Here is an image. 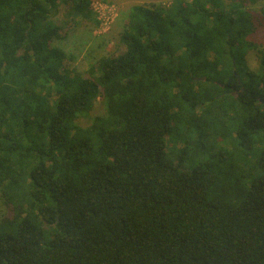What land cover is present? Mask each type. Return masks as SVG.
<instances>
[{
    "label": "trees",
    "instance_id": "obj_1",
    "mask_svg": "<svg viewBox=\"0 0 264 264\" xmlns=\"http://www.w3.org/2000/svg\"><path fill=\"white\" fill-rule=\"evenodd\" d=\"M93 2L0 0V264H264V0L135 4L83 72Z\"/></svg>",
    "mask_w": 264,
    "mask_h": 264
},
{
    "label": "rangeland",
    "instance_id": "obj_2",
    "mask_svg": "<svg viewBox=\"0 0 264 264\" xmlns=\"http://www.w3.org/2000/svg\"><path fill=\"white\" fill-rule=\"evenodd\" d=\"M172 0H94V8L100 15L114 17V20L109 24L108 28H101L100 24L97 26L92 23L81 24L80 30L71 34L66 40L68 51H72L76 55V65L83 72L87 71L89 67L97 62V60L105 55H115L122 50L118 48V36L123 24L125 13L135 4L162 2L170 3ZM102 5L109 7V9H102ZM57 19H62L64 13L63 8L59 9ZM250 11L255 24V31L250 37L254 42L264 46V2H259L256 5L250 6ZM63 24L62 20L58 21ZM64 28V26H63ZM64 35L67 33V27L63 29ZM84 46V48H80ZM124 50V49H123ZM247 60L252 68H257L259 65L256 52L250 51L247 54ZM4 211L0 203V213Z\"/></svg>",
    "mask_w": 264,
    "mask_h": 264
},
{
    "label": "built area",
    "instance_id": "obj_3",
    "mask_svg": "<svg viewBox=\"0 0 264 264\" xmlns=\"http://www.w3.org/2000/svg\"><path fill=\"white\" fill-rule=\"evenodd\" d=\"M93 7H94V4H93ZM101 8L102 9H109V7H107L105 5H102ZM94 10H95V8H94ZM95 12L97 13V17L100 20L101 28H104V29L108 28L109 24H111L112 21L114 20V17L100 15L96 10H95Z\"/></svg>",
    "mask_w": 264,
    "mask_h": 264
}]
</instances>
